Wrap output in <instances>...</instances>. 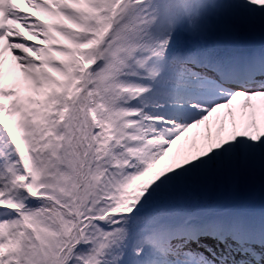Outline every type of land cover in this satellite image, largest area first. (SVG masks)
I'll list each match as a JSON object with an SVG mask.
<instances>
[{"label":"snow or ice","instance_id":"obj_1","mask_svg":"<svg viewBox=\"0 0 264 264\" xmlns=\"http://www.w3.org/2000/svg\"><path fill=\"white\" fill-rule=\"evenodd\" d=\"M0 264H264V0H0Z\"/></svg>","mask_w":264,"mask_h":264}]
</instances>
